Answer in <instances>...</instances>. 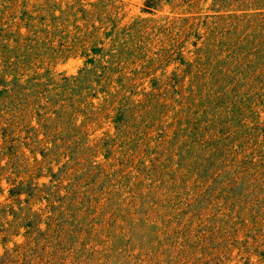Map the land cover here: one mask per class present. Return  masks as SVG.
Returning a JSON list of instances; mask_svg holds the SVG:
<instances>
[{
	"label": "rangeland",
	"instance_id": "obj_1",
	"mask_svg": "<svg viewBox=\"0 0 264 264\" xmlns=\"http://www.w3.org/2000/svg\"><path fill=\"white\" fill-rule=\"evenodd\" d=\"M0 264H264V0H0Z\"/></svg>",
	"mask_w": 264,
	"mask_h": 264
}]
</instances>
